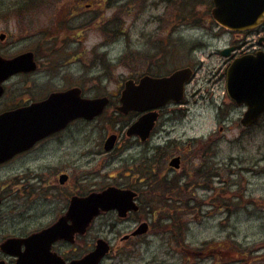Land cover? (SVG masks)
Segmentation results:
<instances>
[{"label":"rangeland","instance_id":"rangeland-1","mask_svg":"<svg viewBox=\"0 0 264 264\" xmlns=\"http://www.w3.org/2000/svg\"><path fill=\"white\" fill-rule=\"evenodd\" d=\"M138 1L0 0V11L7 15L6 20L0 19V30L9 35L5 44L13 42V37L18 40L14 47L9 48L10 51L34 47L32 43L43 35L41 31L48 30L55 37L56 65L64 64L66 76L73 78L81 71L88 72L90 78H98L102 70L99 65L85 70L82 68L83 65L90 67L93 54L101 56L104 52L109 61L115 63L133 49L143 53L145 48L141 44L146 41L145 38H158L162 34L157 29L162 25L166 27L163 37L168 40L167 65L159 67V63L155 66L147 60H137L135 66L116 63L109 80L101 79L97 82L98 87L92 85L93 80L87 81L83 94L86 98L101 97L104 92L99 91H103V86L105 91L113 92L132 73L140 76L151 71L156 75H165L184 67L195 69L186 86V102L177 106L183 111L174 123L165 124L166 117L171 116V109L167 110L165 117L159 119L158 130L149 143L138 144L127 138L125 131L135 117L118 114L115 110L118 97L112 96H109L112 104L101 116L91 122L72 124L64 135L70 142L71 194L93 187L131 184L144 195V180L139 181L144 178L143 174H147L149 185L154 182L152 176L156 177L155 191L150 196L157 205L159 196L164 201L184 194V198L190 201L178 212L165 208L166 215L158 208H154V214H148L141 208L128 220H119L112 213L100 215L79 245L84 249L85 243L92 245L98 238L106 240L112 251L102 264H264V116L254 128L241 126L239 120L245 109L236 107L225 96V71L230 61L219 54L223 47L235 44L236 36L224 34L219 39H209L206 29L183 25L176 17L181 13L177 4L174 8L163 4L156 8L153 6L156 0H150L146 2L145 10L137 13ZM204 1L201 0L200 4L206 6ZM88 3L90 7L86 8ZM201 5H197L195 16L206 18L209 16H206V7ZM130 10L133 15L128 13ZM188 12L184 11L181 17L187 16ZM160 15L165 16L162 17V24L159 22ZM193 17L192 14L190 18ZM174 25L179 26V30L170 36L168 33ZM21 26L28 28L26 31L25 28L19 30ZM217 26L213 32L217 33ZM104 28L110 33L123 30L124 36L99 47L103 42ZM239 38L242 40L243 37ZM254 39H257L256 34ZM194 42H198L195 50L192 49ZM57 83L60 84L59 81ZM163 124L164 129L160 127ZM111 133L119 136L118 148L104 155L102 142ZM209 137L215 142L214 154L203 158L205 170L200 173L203 177L197 176L203 160L198 155L203 154L208 146ZM188 142L192 143L191 150L187 148ZM204 142L205 145L202 144ZM162 145L163 149H149V146L155 148ZM177 149L187 154L183 156L181 169L176 173L168 167V156ZM82 176L89 181L82 182ZM161 177L173 181L162 195L165 181ZM178 180H181L180 183ZM179 204L176 203V207ZM61 211L58 200L55 205L34 201L24 203L16 214H7L8 220L1 226L0 238L12 232L28 234L44 227ZM142 222H151L155 230L149 231L143 240L137 242L143 245L134 248L133 252L120 239Z\"/></svg>","mask_w":264,"mask_h":264},{"label":"flooded vegetation","instance_id":"flooded-vegetation-1","mask_svg":"<svg viewBox=\"0 0 264 264\" xmlns=\"http://www.w3.org/2000/svg\"><path fill=\"white\" fill-rule=\"evenodd\" d=\"M88 1H92V0H88ZM97 1L107 2L110 0H97ZM147 1L150 0H139L136 3L137 13L138 12L142 13L146 9ZM167 2L168 0H160V3H158V0H156V3H153V6L157 8L159 4H163L165 7H168ZM200 2L201 0H177V6L180 9L181 13L179 12L176 15V17L177 18L179 17L180 21L183 22V25L186 27H190V25L191 26L193 25L192 27L195 29L196 28L206 29L207 31H209V39L212 40L219 39L224 34H234L236 36L234 38L235 44L225 46L221 50H219V54L221 55V52L223 50L230 47L235 48L234 51H232V53H230V55L227 58H225L226 60L231 62L232 59L239 57L243 54H255L258 51L264 53V21L261 25L243 32L230 31L223 27L217 26L216 21L213 19L211 15V11L213 8L212 0H206L207 2L206 6L204 4L201 5ZM202 2L205 1L202 0ZM197 5L205 6L206 7L205 10L207 13L206 16L207 15L209 16L206 18L205 17L197 18L195 16L196 15L195 13L197 12L196 11ZM85 7L89 8L90 4L89 3L85 4ZM129 9L132 8L129 7ZM187 10L190 11L186 13L187 16L181 17L180 14H183V12ZM131 11L132 10H130L128 13L133 15ZM192 14L194 15L193 19L190 18ZM5 15L6 14L4 12L0 11V19L6 20L5 18H7V15L6 17ZM158 17H160L159 22L162 24L164 21L162 17L165 16L160 15ZM203 23L208 24L207 25L208 27H206L205 24ZM215 25L217 26V33L213 32ZM29 27H33V26H29ZM23 28H25L24 31H26V28L28 27L21 26L19 27V30ZM178 28L179 26L174 25L173 29L168 34L170 36L174 35L179 30ZM102 30H103L102 35L105 36V39L103 36V42H101L99 47L106 46L104 45L105 43H110L119 36L122 37L124 36V31L120 29L112 33H110L105 28ZM157 31L162 35H160L158 38H155V36L154 37L147 36L145 38L146 41L141 44L142 46L144 44V48H145V51L143 53L133 49L134 51L133 50L130 51L126 56H123V58H120L115 63L110 62L108 55H106L104 52L101 54V56H96V55L94 56L93 54L94 58L89 61L90 67L83 65L82 68L85 70L88 68H92L95 65H99L103 70V71L101 70L100 76L98 78H93V77L90 78V76L88 77L87 75L88 72L81 71V74L79 76L73 78L70 76L69 77L66 76L67 71H66V66L64 64L56 65L55 57H54L56 51V49L54 48L55 37L52 36L48 30L41 31L43 35L40 36L39 38L37 37L36 41L32 43L34 47H30V49H25L17 52L15 51V49H13L12 51H10L9 49L14 47V44L18 42L17 38L13 37V42L9 44H5V42L9 38V35H7L6 32L0 30V58L13 59L20 55L31 53L32 61L34 65V69L32 71L29 72L23 71V72L15 73L5 78V80L2 82L1 85L3 89V93L0 97V115L3 113L13 112L16 110L27 108L30 105L46 100L53 93L65 92L73 88L79 89L80 96L85 97L83 95L84 87L87 86L88 80H93L92 85L94 87H98L97 82L101 81V79L103 78L105 80H109L110 75L112 74L111 72L114 71L117 67V64L119 65L120 63L130 64L133 66L137 60H139L140 62L142 60H147L151 65L152 63H154L155 66L157 65V63H159L160 65L159 67L167 65L166 54H167L168 40L166 36L163 37L166 34L167 30L166 27L162 25L159 27V29H157ZM255 34L257 35L256 40L254 39ZM239 37H243L242 40H239L240 39ZM176 42L178 41L176 40ZM196 48H198V42H194V45L192 47V49L194 50ZM237 51L238 54H236ZM138 55H140L141 58ZM192 70L194 72L195 69L192 67ZM172 72L167 73L165 75H156L150 71V73H145L140 76L138 74L132 73L130 75V78L127 80H132L135 83H138L140 78L146 75L152 77H164V76H169ZM57 81H59L60 84H58ZM124 82L122 85H118L116 89L113 90V92H108L107 90L105 91L104 86L101 88V90L103 91H99V92H104L103 94H101V97L108 98L107 106H110L112 104L111 98L109 96L118 97L117 98V102H118L119 96L124 87ZM34 93H36V95H34ZM185 102H186V98L184 96L180 104L169 103L163 108L158 110V119L155 122L153 130L150 133L149 139L145 141H141L136 137L127 136V138H130L131 140H133L138 144L149 143L150 139H152L153 135L156 134V131L158 130L159 119L161 117L164 118L165 117L164 114L167 112V110L171 109L169 111L171 116L166 117V121L164 122L165 124L174 123L177 120V115L183 111V110H179L177 106L184 104ZM127 115H132L135 117V119L129 123L128 125L129 127L133 122H135V120H137V118H139L142 115V113L130 112L125 116ZM174 115H175V119H174ZM79 121L86 123V122H91L93 120L86 121L84 119H77L73 122H70L61 130L45 135L35 140L34 142L30 143L29 145L21 147L19 151L10 155H5L0 160V229L2 225L7 223L8 220L7 214L9 215H14V213L16 214L20 206L23 205L24 203H28V202L30 203L34 201L35 203L39 202L40 204L43 205H55V202L58 200V202L62 206V211L60 212V214H58L49 224L45 225L44 227L41 226L28 234H22V233L14 234V232H12L11 234L0 238V262H3L4 264H16V261L18 259L17 256H14L4 251L1 248V245L5 241H7L8 239L23 240L29 237L30 235L40 233L50 228L51 226L56 224L61 218L65 217L68 208L71 204V201L74 197L84 198L87 197L90 193L101 192L109 187H114L122 191H130L134 193L135 196L133 197V202L136 203V205L138 206L137 211H129L126 213L125 217H120L117 211L115 210L108 212H101L97 216L99 217L100 215L103 214L112 213L115 214L119 220H128L131 215L139 213L140 209L143 206L148 207L149 204L152 203V197L150 196V194H152V188L156 182V177L155 175L152 176L151 180L152 182L153 181L154 182L149 185V175L147 174H143L144 178L143 179L140 178L139 181L141 182L144 180L143 183L145 184V188H146L144 191L145 193L144 195H141L140 191L139 190L137 191V189H135V187L131 184L130 185L115 184L100 188L93 187L90 190H86V191L76 190L73 194H71V189H69V187L71 188L70 172L72 170L70 142H68L67 137L64 138V135L70 129L72 124ZM258 123H260V121ZM165 124L160 125V127H163L164 129ZM163 129L161 128V130ZM111 135L116 136L115 142L111 150L105 151V142L107 138ZM118 137L119 136L117 134L111 133L103 139L102 154L109 155L118 148ZM207 139H208L207 142L208 146L206 147L207 149L205 148L203 154L198 155V158L203 159L206 158V156L210 158L211 154H214L213 151L215 147V142L212 140L211 137ZM169 141L170 139L165 141L164 144L168 143ZM177 143L180 144L179 142ZM191 144L192 143L190 142L187 143V148L189 150H191ZM202 144L205 145L206 143L204 142ZM200 148H202V146ZM149 149L150 150L163 149V145L156 146L155 148L149 146ZM181 151H182L181 149H177L168 156L170 157V160L175 158L179 159L178 168L171 167L168 162V167L170 168V170L175 171L176 173L181 169V162H183L184 160L183 156L187 154ZM208 163H210V161ZM204 166L205 164L203 159L202 160L203 169ZM161 178L163 181H165V184H162L164 187L162 188V192L164 194L168 190L169 183L170 182L172 183L173 181H171L167 177H161ZM80 180L82 182L89 181V179L86 176H82ZM76 182H78V180H76ZM76 182L74 184H76ZM74 187H77V185H74ZM172 188L174 189V187ZM29 192L32 193L30 194ZM146 196L148 198L147 200H146ZM166 202L176 205V203H178V199L177 197L167 198ZM95 219H93V221ZM93 221L90 223V225L87 227L86 231L83 234L75 233L73 235V240L70 241L66 239L55 240L53 243H51L49 251L55 254L56 256H58L66 264H69L72 261L80 260L82 257H84L85 255H87L88 253L94 250L96 241L100 239V238L96 239L94 241V244L92 245H89L90 243H85L86 245H84V249H82L79 245V242H81L82 238L87 236V233L91 229V225L93 224ZM67 223L70 224V221H67ZM142 223H146L147 225L146 232L139 235H131L137 229V227ZM142 223H139L129 234L124 235L120 239V242L127 243L128 248H130L131 251L133 252H134V248H138L139 245H143L142 243L138 244L137 242L143 240L149 231L155 230V227L151 222L148 223L142 222ZM10 224L14 225V223H10ZM104 241L109 246L108 242L106 240ZM19 246L20 247L18 248V250L19 252L22 253L25 250V245L21 244ZM111 251L112 249L109 246V253ZM104 260L105 257L100 261V263L102 264Z\"/></svg>","mask_w":264,"mask_h":264},{"label":"water","instance_id":"water-1","mask_svg":"<svg viewBox=\"0 0 264 264\" xmlns=\"http://www.w3.org/2000/svg\"><path fill=\"white\" fill-rule=\"evenodd\" d=\"M212 1V17L218 25L226 29L245 31L261 25L264 20V0ZM232 50L234 47L227 48L221 55L228 57ZM33 69L31 53L11 60L0 58V96L3 93L1 83L5 78ZM191 77L192 70L183 68L169 76H143L138 83L127 80L116 110L122 114H143L128 127L126 135L138 137L141 141L146 140L157 120L156 110L170 101L181 102L185 84ZM225 89L228 98L235 105H243L246 108L240 119L241 125L247 128L257 123L264 114V53L259 51L235 58L226 70ZM107 101V98H82L80 90L73 88L53 93L46 100L27 108L1 114L0 160L45 135L61 130L75 119L91 120L97 117L104 111ZM115 139V135L107 138L105 151L111 150ZM169 165L178 168L179 159H172ZM134 196L130 191L109 187L99 193H90L84 198L74 197L65 217L56 224L23 240L8 239L1 248L18 257L16 264H66L49 251L51 243L57 239L70 241L75 233L83 234L100 212L115 210L120 217H125L127 212L137 211L138 206L133 202ZM67 221H70V224ZM146 230V223H142L132 235L145 233ZM21 244L25 245L22 253L18 250ZM108 251L107 243L99 239L93 251L69 264H98Z\"/></svg>","mask_w":264,"mask_h":264},{"label":"trees","instance_id":"trees-1","mask_svg":"<svg viewBox=\"0 0 264 264\" xmlns=\"http://www.w3.org/2000/svg\"><path fill=\"white\" fill-rule=\"evenodd\" d=\"M168 6L170 7V8H174V7H176V4H177V0H168ZM200 169H202V170H200ZM200 169H198L199 171L196 173V175L197 176H202L201 174H203L204 173V170L205 169H203V167L202 168H200ZM201 173V174H200ZM203 177V176H202ZM181 181V180H180ZM179 181V182H180ZM155 190H154V188L152 189V193L154 192ZM163 194V192H161V195ZM179 200H178V203H180L179 204V206L178 207H176L177 205H174L173 207H170L171 205H170V203H168V202H166V199H164V201H162L161 200V197L159 196V204L157 205V203L156 202H154V201H152V203H150L149 204V206L148 207H142V209L143 210H147V213L148 214H154V211H156L154 208H158V209H160L163 213H165V215L167 214V211H165V208H168V209H170V211H172V210H174L175 212L178 210V209H180V208H184L185 206H188V204H189V200H187V199H185L184 198V194L183 195H180V196H176ZM176 207V208H175ZM151 212V213H150ZM178 212V211H177ZM183 213H184V211H183ZM176 216H177V214H176ZM177 218H178V216H177Z\"/></svg>","mask_w":264,"mask_h":264}]
</instances>
